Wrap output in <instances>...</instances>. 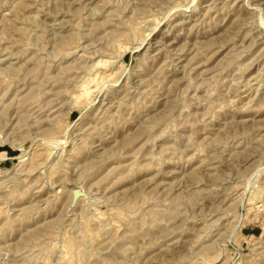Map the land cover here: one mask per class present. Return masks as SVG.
<instances>
[{"label":"rangeland","instance_id":"obj_1","mask_svg":"<svg viewBox=\"0 0 264 264\" xmlns=\"http://www.w3.org/2000/svg\"><path fill=\"white\" fill-rule=\"evenodd\" d=\"M0 264H264V0H0Z\"/></svg>","mask_w":264,"mask_h":264},{"label":"water","instance_id":"obj_2","mask_svg":"<svg viewBox=\"0 0 264 264\" xmlns=\"http://www.w3.org/2000/svg\"><path fill=\"white\" fill-rule=\"evenodd\" d=\"M78 194H82V192L80 190H78L77 188H73L72 189V201L76 198V196H78Z\"/></svg>","mask_w":264,"mask_h":264}]
</instances>
